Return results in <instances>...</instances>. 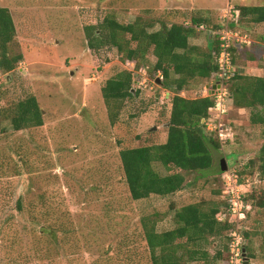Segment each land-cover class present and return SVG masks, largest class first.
Here are the masks:
<instances>
[{
    "label": "rangeland",
    "instance_id": "obj_1",
    "mask_svg": "<svg viewBox=\"0 0 264 264\" xmlns=\"http://www.w3.org/2000/svg\"><path fill=\"white\" fill-rule=\"evenodd\" d=\"M242 5H264V0H0L15 21L13 51L24 56L16 70L0 69V264H152L144 217L157 220L158 231H165L175 227L174 214L182 206L223 203L221 161H227L225 174L240 181L239 172L264 144V124L251 122L250 109L230 105L222 122L233 138L214 152V167L198 178L191 174L174 195L135 201L120 151L167 140L174 89L159 84L162 74H155L152 55L137 68L114 52L100 68L84 25L105 12L122 23L153 22L154 30L162 21L183 24L196 12L217 23L229 8ZM243 23L256 47L244 51L237 64L247 74L264 76V23ZM210 39L209 32L197 31L191 43L205 46ZM124 69L138 74L139 94L125 102L112 123L102 86ZM206 86L197 78L182 95L206 96ZM31 94L45 124L17 131L11 121L16 104ZM157 168L166 173L160 164ZM244 180L239 188L244 197L264 189L255 175ZM246 213L242 226L251 232L257 256L249 264H264V209L250 203ZM48 226L71 234L55 243Z\"/></svg>",
    "mask_w": 264,
    "mask_h": 264
},
{
    "label": "trees",
    "instance_id": "obj_2",
    "mask_svg": "<svg viewBox=\"0 0 264 264\" xmlns=\"http://www.w3.org/2000/svg\"><path fill=\"white\" fill-rule=\"evenodd\" d=\"M235 9L240 11V18L239 24L233 28L243 34L249 35L244 29V21L248 20L250 24L264 23V5H242ZM99 17L88 21L84 25V31L88 47L95 54L100 68L104 63H109L115 53L122 62L136 63L137 68H141L148 56L152 55L155 57V74H162V86L174 89L167 121V140L163 143L127 147L120 151L125 181L132 199L139 201L153 195H174L185 188L191 174L198 173V178L214 167V152L224 144L219 130H209L208 124L202 122L204 118L213 121L216 95L195 98L182 95L197 78L205 79L206 85H211L218 79L221 68L217 62V54L221 50V41L219 35L212 31L222 27L223 19L215 23L208 15L196 12L183 24L162 21L159 29L154 30L153 22L141 18L122 23L110 12L100 14ZM197 31L210 33L208 44L199 46L191 43V38L196 36ZM16 37L17 30L11 10L0 7V69L5 73L16 70L24 59L22 53L13 51L12 45ZM255 44L254 40L252 46L232 44L230 51L233 68L224 79V86L228 90L231 104L250 109L251 122L263 125L264 76L247 74L237 64L238 57L246 50L252 51ZM137 75L134 70L124 69L102 86L112 123L119 120L125 102L139 94V90L135 88ZM11 121L17 131L43 126L44 111L37 97L31 94L19 101ZM157 164L166 173H162ZM239 173L242 175L241 184L245 182L244 179L254 175L259 181H264V144ZM220 174L223 188L218 193L224 198L222 204L203 200L182 206L175 211V227L165 231H158L157 220L149 216L143 218L144 236L152 264L229 263V233L236 227L237 219L229 212L228 201L223 197L226 185L222 165ZM40 199L44 201L42 196ZM245 200L247 205L252 203L255 207L264 209V189H254L245 195ZM18 209L23 210L21 200ZM246 217L247 213L243 222ZM47 232L55 243L61 237L65 238L62 242H66L67 236L71 234L68 228L54 226H48ZM243 234L247 256L255 259L257 256L250 240L251 232L244 230Z\"/></svg>",
    "mask_w": 264,
    "mask_h": 264
},
{
    "label": "built area",
    "instance_id": "obj_3",
    "mask_svg": "<svg viewBox=\"0 0 264 264\" xmlns=\"http://www.w3.org/2000/svg\"><path fill=\"white\" fill-rule=\"evenodd\" d=\"M240 11L233 8H229L223 16V25L220 29L212 31V33L219 35L221 41V50L217 54V62L220 65L221 72L218 74V79L211 85L205 87V92L216 95V105L213 108L212 118L213 121L206 120L204 118L202 122L207 123L211 130H219V136L223 143L232 139L230 129L226 130L227 125L222 122V118L228 113L231 99H229V93L227 88L224 86V79L228 76V72L232 67V53L230 51L232 44H253V39L246 33H242L238 29H234L233 26L239 24ZM220 83L221 88H217L215 94H212V88L214 84ZM211 125H215L216 128L212 129ZM229 128H231L229 126ZM232 129V128H231ZM230 131V132H229ZM227 176L224 178L226 182V199L229 204V212L232 216L237 219V227L229 233V263L228 264H244V228L242 226V220L245 217V211L248 208L244 194L240 192L239 188L243 186L240 183L238 176H229L232 173H226ZM225 174V175H226ZM228 177V179H227ZM231 179L233 183H227Z\"/></svg>",
    "mask_w": 264,
    "mask_h": 264
},
{
    "label": "water",
    "instance_id": "obj_4",
    "mask_svg": "<svg viewBox=\"0 0 264 264\" xmlns=\"http://www.w3.org/2000/svg\"><path fill=\"white\" fill-rule=\"evenodd\" d=\"M158 82L159 84H161V79H159ZM217 88H221L220 83L213 85L214 92L216 91ZM153 129L155 130L156 127H153ZM221 165H222V170L226 172L228 170V165H227V161L225 158L221 161ZM249 263H250V260H249V257L247 256L246 248H244V264H249Z\"/></svg>",
    "mask_w": 264,
    "mask_h": 264
}]
</instances>
